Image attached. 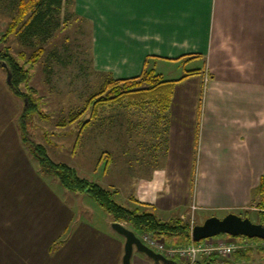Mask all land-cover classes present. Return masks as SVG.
Listing matches in <instances>:
<instances>
[{"label": "crops", "instance_id": "0c3cea01", "mask_svg": "<svg viewBox=\"0 0 264 264\" xmlns=\"http://www.w3.org/2000/svg\"><path fill=\"white\" fill-rule=\"evenodd\" d=\"M71 9L88 27V63L114 79L139 76L145 62L161 74L159 65L191 66L171 80L196 71L173 85L156 161L137 151L134 166L115 165L126 166L123 179L104 185L117 200L161 218L192 205L253 211L264 224V194L256 193L264 175V0H71ZM17 115L0 79V264H122L124 237L108 217L106 229L75 219L33 167ZM132 256L130 264H158ZM249 257L240 251L231 260Z\"/></svg>", "mask_w": 264, "mask_h": 264}, {"label": "rangeland", "instance_id": "374dc122", "mask_svg": "<svg viewBox=\"0 0 264 264\" xmlns=\"http://www.w3.org/2000/svg\"><path fill=\"white\" fill-rule=\"evenodd\" d=\"M12 1L0 0V38L5 34L12 18L14 11ZM60 19L61 24L54 30L53 36L43 43H39L44 47V52L34 65L28 63L24 65L23 60L17 59L19 64L28 69L26 80L18 88L22 92L32 93L38 107L33 114L32 123L26 128V136L29 137L30 132L31 139L36 143L43 144L46 147L48 156L53 161L70 165L77 171L79 176L89 181L103 186L108 181L111 183L121 181L126 166L121 171L117 169L120 166L115 167L116 164H123L129 160V163L134 166L137 151L144 156V162L147 164L152 163L155 160L156 152L163 151L167 127L165 111H162L161 114V109L158 111L159 105L150 102L146 104L132 102L131 104V102L125 100L112 106L100 107L95 116L91 115L92 111L88 108L75 121L61 125V122L68 120L69 115L84 108L86 98L98 89L104 76H107L109 71L104 69V66H94L88 63L90 36L88 27L85 22L73 15L71 3L63 2ZM34 47L23 45L17 35L13 33L9 34L4 40H0V51H7L14 57H17L18 53L23 50L26 52V56L29 57ZM186 63H182V65L171 63L159 65V67H163V78L171 80L183 75V68L189 69L191 67ZM191 65L193 67L198 66L197 63ZM0 79L16 99L18 118L22 111L23 102L20 97L14 95L12 85L7 84V70L2 66H0ZM85 120H90L87 126L83 125ZM197 147H199V144ZM24 148L33 167L43 181L64 202L73 207L76 213L75 219H86L97 227L106 229L104 219L108 215L91 196L85 193L68 191L54 176L43 174L37 160L25 146ZM197 153L199 154V149H197ZM111 161L114 162H112V165H110ZM108 167L110 169L105 172ZM128 168H131V166ZM120 183L125 184L126 182ZM192 206L180 215H171L179 216L182 221L187 222L190 230L196 224H201L209 216L223 217L225 215V210H210L200 213L195 206L194 209ZM238 213L248 217L254 223L261 221L257 212L238 211ZM122 224L129 228L127 223ZM8 227L9 221L4 222L3 228L8 229ZM212 238L213 243L218 241L224 244L235 243L241 245V247L228 257H220L216 253L209 255L201 253L197 256L196 262L216 254L218 257L214 256L215 260L212 264H221L222 260L226 264L228 260H230L228 264H264L263 240L244 236L233 237L225 234ZM208 239L193 244L198 246V244L200 245ZM164 242L167 246L179 249H184L190 245L176 246L168 244L165 239ZM240 251L250 253L249 259H240L239 262L231 260V257ZM136 254L149 261L152 260L134 248L132 257L134 258ZM172 258L174 260H171L178 264H187V260L179 256L178 253ZM158 264L165 263L159 262Z\"/></svg>", "mask_w": 264, "mask_h": 264}, {"label": "trees", "instance_id": "16d2710c", "mask_svg": "<svg viewBox=\"0 0 264 264\" xmlns=\"http://www.w3.org/2000/svg\"><path fill=\"white\" fill-rule=\"evenodd\" d=\"M65 1L71 3V0H13L12 18L5 34L0 38V40H4L9 34L13 33L17 35L23 45L27 47L35 46L29 57L26 56L24 50L20 51L17 57L12 56L7 51H0V60L7 63L12 74L13 93L20 97L23 102L22 111L17 118V128L21 142L37 160L43 174L54 176L68 191L85 193L91 196L99 207L106 212L111 222L127 223L137 236L141 233H151L155 237L164 238L168 244L176 246L193 244L190 226L187 222L182 221L179 216L161 218L151 209L139 206L128 207L121 204L116 198L117 191L115 189L107 188L79 176L77 171L66 163L53 161L48 156L46 147L43 144L33 141L30 132L29 137L26 136V128L32 123L33 114L38 107L32 93L22 92L18 88L26 80L28 69L19 64L17 59L23 60L24 65L27 63L34 65L37 62L44 52V47L39 43L51 38L54 30L61 24L60 14L62 4ZM195 72V70H192L180 79L167 80L163 78L161 73H157L153 68L147 66V62H145L143 71L137 77L117 80L105 75L98 89L86 98L84 108L69 115L68 120L60 124L65 125L75 121L88 108L92 111L91 115L95 116L100 107L112 106L125 100L131 102V104L132 102L141 104L150 102L159 105L158 111L161 109L162 114V111H166L169 106L174 83ZM89 121L85 120L83 125L87 126ZM256 193L258 197L262 198L264 194V175ZM132 199L134 200V198ZM236 214L244 217L240 213ZM213 255L217 256L216 254ZM213 260L215 258L211 256L195 264H212ZM175 264L178 263L175 262Z\"/></svg>", "mask_w": 264, "mask_h": 264}, {"label": "water", "instance_id": "95a60500", "mask_svg": "<svg viewBox=\"0 0 264 264\" xmlns=\"http://www.w3.org/2000/svg\"><path fill=\"white\" fill-rule=\"evenodd\" d=\"M0 66L6 68L7 84L11 86L12 74L7 63L0 60ZM111 227L125 239L122 264H130L134 248L144 253L156 263L175 264V261L168 259L163 254L144 244L133 230L122 223L112 222ZM220 234L233 237L244 236L247 238H258L264 241V224L254 223L248 217H242L234 212H229L223 217L209 216L201 224L193 226L191 230V238L194 242H199L200 240Z\"/></svg>", "mask_w": 264, "mask_h": 264}, {"label": "built area", "instance_id": "2783aa9c", "mask_svg": "<svg viewBox=\"0 0 264 264\" xmlns=\"http://www.w3.org/2000/svg\"><path fill=\"white\" fill-rule=\"evenodd\" d=\"M192 208L194 209L195 207L192 206ZM139 238L144 244L163 254L167 258H172L176 253H178L179 256L184 257L187 260V264H195L197 256L201 253L205 255L216 253L220 257H228L232 252H234L236 249H240L241 247V245H236L235 243L224 244L220 241L213 243V238L211 237L208 240L200 243V245L198 244V246L190 244L184 249H179L167 246L162 237H155L151 233H142L139 235ZM221 264L226 263L222 261Z\"/></svg>", "mask_w": 264, "mask_h": 264}]
</instances>
